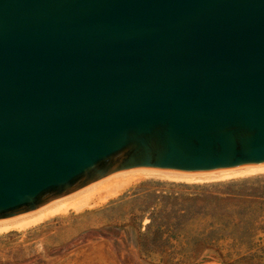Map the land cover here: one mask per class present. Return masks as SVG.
I'll list each match as a JSON object with an SVG mask.
<instances>
[{
    "label": "water",
    "instance_id": "water-1",
    "mask_svg": "<svg viewBox=\"0 0 264 264\" xmlns=\"http://www.w3.org/2000/svg\"><path fill=\"white\" fill-rule=\"evenodd\" d=\"M263 163L264 0H0V221Z\"/></svg>",
    "mask_w": 264,
    "mask_h": 264
},
{
    "label": "rangeland",
    "instance_id": "rangeland-1",
    "mask_svg": "<svg viewBox=\"0 0 264 264\" xmlns=\"http://www.w3.org/2000/svg\"><path fill=\"white\" fill-rule=\"evenodd\" d=\"M216 182H233L247 189L264 187V166L237 175L217 171L194 177L149 171L97 203L77 209L69 207L22 228L1 230L0 264H159L140 254L128 239L124 240L136 223H140L141 230L145 229L147 205L154 199L150 191L176 188L179 183ZM153 202L156 207L163 204ZM135 215L142 218L134 219ZM194 264L224 263L210 258Z\"/></svg>",
    "mask_w": 264,
    "mask_h": 264
},
{
    "label": "trees",
    "instance_id": "trees-1",
    "mask_svg": "<svg viewBox=\"0 0 264 264\" xmlns=\"http://www.w3.org/2000/svg\"><path fill=\"white\" fill-rule=\"evenodd\" d=\"M175 187L150 191L153 201L163 204L149 203L145 229L136 223L125 241L159 264L210 258L224 264H264L263 186L216 182Z\"/></svg>",
    "mask_w": 264,
    "mask_h": 264
},
{
    "label": "bare ground",
    "instance_id": "bare-ground-1",
    "mask_svg": "<svg viewBox=\"0 0 264 264\" xmlns=\"http://www.w3.org/2000/svg\"><path fill=\"white\" fill-rule=\"evenodd\" d=\"M263 166L264 163L258 165H248L241 168L232 169L231 171L226 170V172L229 171V173L231 172L237 175L245 172L249 173V171L254 170L256 168L257 169L262 168ZM149 171H159V170L131 169L116 173L112 176H109L105 179L95 182L89 186H86L68 195L53 200L29 213L23 214L21 216L15 217L10 220L0 221V231L11 227L12 228L17 227L18 229L28 226L30 224H34L43 218L49 217L56 213L64 212L69 207H72L73 209L74 208L77 209L83 205H87V204L89 205V203H93V204L97 203L98 201L103 200L106 196L115 193L118 190V188L121 187L122 185L129 183L130 181L134 180L135 178H138L139 176ZM159 172H163L164 176L165 175L178 176L179 174L183 176L189 175L191 177H194V175H196V174H181V173L168 172V171H159ZM222 175L223 174H221V176Z\"/></svg>",
    "mask_w": 264,
    "mask_h": 264
}]
</instances>
